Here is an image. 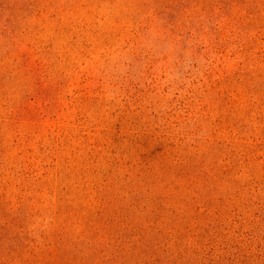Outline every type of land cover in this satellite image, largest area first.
I'll return each mask as SVG.
<instances>
[{
  "label": "rangeland",
  "instance_id": "1",
  "mask_svg": "<svg viewBox=\"0 0 264 264\" xmlns=\"http://www.w3.org/2000/svg\"><path fill=\"white\" fill-rule=\"evenodd\" d=\"M0 264H264V0H0Z\"/></svg>",
  "mask_w": 264,
  "mask_h": 264
}]
</instances>
